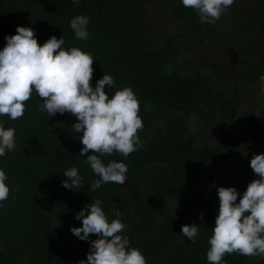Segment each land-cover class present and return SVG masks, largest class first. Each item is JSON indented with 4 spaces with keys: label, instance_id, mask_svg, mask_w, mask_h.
<instances>
[{
    "label": "trees",
    "instance_id": "1",
    "mask_svg": "<svg viewBox=\"0 0 264 264\" xmlns=\"http://www.w3.org/2000/svg\"><path fill=\"white\" fill-rule=\"evenodd\" d=\"M242 1L0 0V264H264V50L230 91L172 32L245 53Z\"/></svg>",
    "mask_w": 264,
    "mask_h": 264
},
{
    "label": "rangeland",
    "instance_id": "2",
    "mask_svg": "<svg viewBox=\"0 0 264 264\" xmlns=\"http://www.w3.org/2000/svg\"><path fill=\"white\" fill-rule=\"evenodd\" d=\"M232 2V8L234 7L235 9H242L250 6L249 3L244 2L242 0H231ZM220 24H225V22H217V25ZM222 37L219 39V52L212 51L210 45L209 47L205 48H199L194 51L188 52L184 54V60L186 63H189L193 57V60L198 62L199 64L201 63L202 65H208L210 61L213 62H218V68H219V74L221 76V80L223 81L224 84L228 85L230 87V91H233L235 89V84H236V79L237 76L242 74V59L245 57H253L256 54L260 53L261 51L264 50V43L261 39L257 38L256 36L249 35V37L246 40V52L243 53L242 51H239V49L242 47L243 43L240 45L237 43V41L233 40L232 45H230V41L228 40L231 35H233L232 31L228 29L226 26L225 28H219L218 29ZM183 29L180 27L177 28L175 31H172L173 33L177 32H182ZM169 38V35L163 34L161 35V40L162 42H165ZM195 39V36H191L189 41ZM161 43V42H160ZM188 44V43H187ZM186 44V45H187ZM184 44H180L182 47ZM239 81V80H237ZM219 82L217 83L214 81V85H218ZM221 85V84H220ZM240 86V85H239ZM260 89V87L257 88H250L245 83L241 85V93L245 94V96H250L252 94L257 93V91ZM251 99H246V102L251 103ZM264 105V103H262ZM199 126H203L201 123L195 122ZM199 137H200V142L201 141H211V133L210 132H200ZM215 185L216 182H213ZM167 205L169 208L172 207V204L167 201ZM261 212L264 213V209L261 210ZM125 222L123 221L120 225H123ZM127 260V259H126Z\"/></svg>",
    "mask_w": 264,
    "mask_h": 264
},
{
    "label": "clouds",
    "instance_id": "3",
    "mask_svg": "<svg viewBox=\"0 0 264 264\" xmlns=\"http://www.w3.org/2000/svg\"><path fill=\"white\" fill-rule=\"evenodd\" d=\"M218 21H215V23H217ZM212 24V23H211ZM181 29H183L182 32H177V33H173L174 35L177 36L176 38V47L177 49L180 51V58H183L184 57V54L185 53H188V52H191V51H194L196 49H199V48H203V46L205 48L209 47L210 45H212V43L215 44L216 46V52H219L220 50L218 49L219 46H217V40L219 39H215L216 36L218 35L219 33V30L216 31L214 37L212 39H209L206 43L202 44L199 42V39L197 38V36L195 35L194 32H192L187 26L185 25H181L180 26ZM195 36V39L189 41V39L191 38V36ZM236 37H237V41L240 43L242 41V39L237 35L235 34ZM233 36V35H232ZM249 37V36H248ZM247 37V38H248ZM246 38V39H247ZM234 40V38H233ZM263 41V40H262ZM184 44L182 47L180 46V44ZM188 43V44H187ZM264 43V41H263ZM187 44V45H186ZM116 199V198H115Z\"/></svg>",
    "mask_w": 264,
    "mask_h": 264
},
{
    "label": "flooded vegetation",
    "instance_id": "4",
    "mask_svg": "<svg viewBox=\"0 0 264 264\" xmlns=\"http://www.w3.org/2000/svg\"><path fill=\"white\" fill-rule=\"evenodd\" d=\"M128 243H129V241L128 240H126V247H127V245H128ZM122 249H120V248H114L113 249V258L114 259H116V260H118V261H123V255H122ZM149 264V263H148Z\"/></svg>",
    "mask_w": 264,
    "mask_h": 264
}]
</instances>
